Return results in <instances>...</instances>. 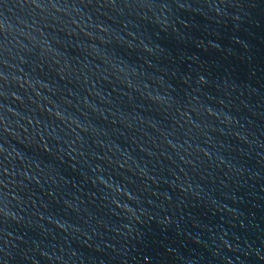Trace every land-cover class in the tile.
I'll return each instance as SVG.
<instances>
[{
  "label": "water",
  "instance_id": "95a60500",
  "mask_svg": "<svg viewBox=\"0 0 264 264\" xmlns=\"http://www.w3.org/2000/svg\"><path fill=\"white\" fill-rule=\"evenodd\" d=\"M0 264H264V0H0Z\"/></svg>",
  "mask_w": 264,
  "mask_h": 264
}]
</instances>
